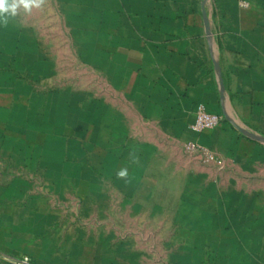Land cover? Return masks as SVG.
Here are the masks:
<instances>
[{
	"label": "crops",
	"instance_id": "0c3cea01",
	"mask_svg": "<svg viewBox=\"0 0 264 264\" xmlns=\"http://www.w3.org/2000/svg\"><path fill=\"white\" fill-rule=\"evenodd\" d=\"M39 10L88 43L91 66L105 59L114 103L99 121L109 169L128 171L122 187L161 160L165 140L203 146L215 174L180 202L200 203L192 216L201 235H216L218 264H264V0H46ZM200 104L223 122L198 134ZM11 133L12 19L0 26V153Z\"/></svg>",
	"mask_w": 264,
	"mask_h": 264
},
{
	"label": "rangeland",
	"instance_id": "374dc122",
	"mask_svg": "<svg viewBox=\"0 0 264 264\" xmlns=\"http://www.w3.org/2000/svg\"><path fill=\"white\" fill-rule=\"evenodd\" d=\"M41 13L12 18V139L5 142L12 149L2 145L0 153V262L218 264L216 235H201L192 216L200 203L180 202L190 189L199 196L216 158L187 150L193 142L178 149L165 140L161 160L123 188L109 169L104 118L93 128L87 118L114 103L105 59L91 66L88 43H76L63 19Z\"/></svg>",
	"mask_w": 264,
	"mask_h": 264
},
{
	"label": "clouds",
	"instance_id": "9594fccd",
	"mask_svg": "<svg viewBox=\"0 0 264 264\" xmlns=\"http://www.w3.org/2000/svg\"><path fill=\"white\" fill-rule=\"evenodd\" d=\"M46 3V0H0V26H7L9 20L18 16L23 12L26 15H31L33 10L41 9ZM117 178L127 181L128 171L126 168L119 170Z\"/></svg>",
	"mask_w": 264,
	"mask_h": 264
},
{
	"label": "built area",
	"instance_id": "2783aa9c",
	"mask_svg": "<svg viewBox=\"0 0 264 264\" xmlns=\"http://www.w3.org/2000/svg\"><path fill=\"white\" fill-rule=\"evenodd\" d=\"M242 5L245 6L246 4L243 3ZM222 122H223V118L221 116L211 114L210 112H208L206 106L200 104L196 110V120L194 125L192 126V130L195 133L201 134L206 131H211L216 129L222 124ZM187 150L199 155H203V154L205 155L206 153H208V150L206 148L195 143H190L187 146ZM18 264H30V263L28 261H23V262H19Z\"/></svg>",
	"mask_w": 264,
	"mask_h": 264
},
{
	"label": "trees",
	"instance_id": "16d2710c",
	"mask_svg": "<svg viewBox=\"0 0 264 264\" xmlns=\"http://www.w3.org/2000/svg\"><path fill=\"white\" fill-rule=\"evenodd\" d=\"M93 115V114H92ZM96 116H97V119L99 120V113L98 112H96ZM71 117V116H70ZM64 118H67V116L65 115L64 116ZM88 121H89V123H90V118H91V113H90V115H88Z\"/></svg>",
	"mask_w": 264,
	"mask_h": 264
}]
</instances>
